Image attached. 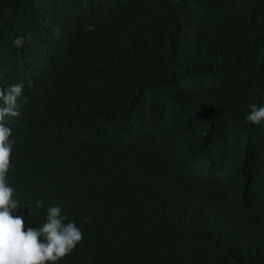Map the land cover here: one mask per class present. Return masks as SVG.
I'll use <instances>...</instances> for the list:
<instances>
[{
	"label": "trees",
	"instance_id": "obj_1",
	"mask_svg": "<svg viewBox=\"0 0 264 264\" xmlns=\"http://www.w3.org/2000/svg\"><path fill=\"white\" fill-rule=\"evenodd\" d=\"M13 83L20 116L37 87L56 95L30 132L12 121L17 198L84 227L75 203L98 185L108 233L85 225L62 264H264V121L245 119L264 105V0H0ZM17 214L36 227L45 208Z\"/></svg>",
	"mask_w": 264,
	"mask_h": 264
},
{
	"label": "clouds",
	"instance_id": "obj_2",
	"mask_svg": "<svg viewBox=\"0 0 264 264\" xmlns=\"http://www.w3.org/2000/svg\"><path fill=\"white\" fill-rule=\"evenodd\" d=\"M57 33H68L79 37L81 29L71 25L58 28ZM24 37L17 36L13 44L20 48ZM24 84L13 83L7 88L0 87V264H62L70 261L78 252L87 247L90 235L85 225L98 223V230L108 233L109 226L101 217L100 202L94 199L97 186L89 187L76 200L80 219L84 227L70 220L59 204L45 207V201L35 199L22 203L15 195L16 189L8 182L15 139L12 136V121L24 132H30V117L38 108L51 111L55 94L46 86L37 87L31 97V106L26 115H21L19 100ZM47 95L46 98H42ZM245 119L253 125L264 121V105H250ZM137 153V151H135ZM28 209V217L45 208L43 222L36 227H25L26 220L18 209ZM87 236V238H86ZM81 258L73 263H79Z\"/></svg>",
	"mask_w": 264,
	"mask_h": 264
},
{
	"label": "bare ground",
	"instance_id": "obj_3",
	"mask_svg": "<svg viewBox=\"0 0 264 264\" xmlns=\"http://www.w3.org/2000/svg\"><path fill=\"white\" fill-rule=\"evenodd\" d=\"M18 133H20V132H15V134H18Z\"/></svg>",
	"mask_w": 264,
	"mask_h": 264
}]
</instances>
